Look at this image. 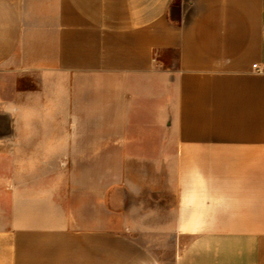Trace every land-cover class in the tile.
<instances>
[{
	"label": "crops",
	"instance_id": "0c3cea01",
	"mask_svg": "<svg viewBox=\"0 0 264 264\" xmlns=\"http://www.w3.org/2000/svg\"><path fill=\"white\" fill-rule=\"evenodd\" d=\"M51 161L106 162L103 230L34 208ZM6 216L0 264H264V0H0Z\"/></svg>",
	"mask_w": 264,
	"mask_h": 264
},
{
	"label": "rangeland",
	"instance_id": "374dc122",
	"mask_svg": "<svg viewBox=\"0 0 264 264\" xmlns=\"http://www.w3.org/2000/svg\"><path fill=\"white\" fill-rule=\"evenodd\" d=\"M165 57L169 59L168 66L175 68L176 55L168 53ZM46 165L47 168L35 171L37 178L57 179V181L67 184L47 187V195L50 196V200L33 202L34 208L42 209L49 214L47 220L53 224L66 222L69 228L76 230L77 225L94 221L98 222L103 230L108 224L109 210L106 162L101 161L100 168L96 171L100 178L99 186L79 184L78 178L86 171L76 169L78 164H75L74 161L63 164L61 169L56 161H51ZM6 214L10 215L11 212H6ZM0 220L11 222L14 219L11 216H6Z\"/></svg>",
	"mask_w": 264,
	"mask_h": 264
},
{
	"label": "built area",
	"instance_id": "2783aa9c",
	"mask_svg": "<svg viewBox=\"0 0 264 264\" xmlns=\"http://www.w3.org/2000/svg\"><path fill=\"white\" fill-rule=\"evenodd\" d=\"M254 68H257V65H254ZM259 71H261V70H259ZM262 72V71H261Z\"/></svg>",
	"mask_w": 264,
	"mask_h": 264
}]
</instances>
